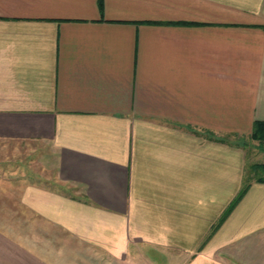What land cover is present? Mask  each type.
I'll use <instances>...</instances> for the list:
<instances>
[{
  "label": "crops",
  "instance_id": "1",
  "mask_svg": "<svg viewBox=\"0 0 264 264\" xmlns=\"http://www.w3.org/2000/svg\"><path fill=\"white\" fill-rule=\"evenodd\" d=\"M255 121L264 0H0V264H264Z\"/></svg>",
  "mask_w": 264,
  "mask_h": 264
},
{
  "label": "trees",
  "instance_id": "2",
  "mask_svg": "<svg viewBox=\"0 0 264 264\" xmlns=\"http://www.w3.org/2000/svg\"><path fill=\"white\" fill-rule=\"evenodd\" d=\"M251 138L253 140L263 141L264 140V121H255L252 126ZM248 172L252 175H256L255 172L261 173V175L256 176L255 180L257 182H264V162H255L248 166ZM249 182L242 183L240 190L234 196V198L230 201V203L225 208L221 217L216 222V225L213 227V230L217 228V226L227 217L230 211L234 208V206L238 203V201L242 198L244 193L249 187Z\"/></svg>",
  "mask_w": 264,
  "mask_h": 264
},
{
  "label": "rangeland",
  "instance_id": "3",
  "mask_svg": "<svg viewBox=\"0 0 264 264\" xmlns=\"http://www.w3.org/2000/svg\"><path fill=\"white\" fill-rule=\"evenodd\" d=\"M224 139L228 144L241 145L246 155V164H247L246 168L252 163L264 162V140L258 141L245 137L240 138V137H232V136H225ZM255 173H256L255 176L261 175V173L259 172H255ZM44 181L46 183H49V181L45 179ZM66 189L68 191L73 190L72 187Z\"/></svg>",
  "mask_w": 264,
  "mask_h": 264
}]
</instances>
